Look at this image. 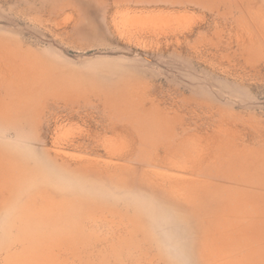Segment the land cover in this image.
<instances>
[{
  "label": "rangeland",
  "instance_id": "obj_1",
  "mask_svg": "<svg viewBox=\"0 0 264 264\" xmlns=\"http://www.w3.org/2000/svg\"><path fill=\"white\" fill-rule=\"evenodd\" d=\"M0 264H264V0H0Z\"/></svg>",
  "mask_w": 264,
  "mask_h": 264
}]
</instances>
